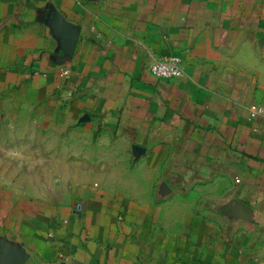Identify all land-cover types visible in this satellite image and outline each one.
<instances>
[{
	"label": "crops",
	"instance_id": "crops-1",
	"mask_svg": "<svg viewBox=\"0 0 264 264\" xmlns=\"http://www.w3.org/2000/svg\"><path fill=\"white\" fill-rule=\"evenodd\" d=\"M1 92L44 160L133 168L0 174V264H264V0H0Z\"/></svg>",
	"mask_w": 264,
	"mask_h": 264
},
{
	"label": "rangeland",
	"instance_id": "rangeland-1",
	"mask_svg": "<svg viewBox=\"0 0 264 264\" xmlns=\"http://www.w3.org/2000/svg\"><path fill=\"white\" fill-rule=\"evenodd\" d=\"M2 94L1 92L0 174L4 175L10 184L16 186L32 183L33 177H42L46 178L40 182L44 186L50 183L52 174L54 178L56 174L61 173L63 176L66 172L73 175L89 173L95 176L99 171L103 174H114L133 168L130 160H44L49 157V153L52 155V149L49 148L52 146V133L34 132V118L17 116L16 102L9 100L7 95L1 98ZM20 125L24 126L26 131L22 132ZM27 129H30V132H27ZM62 152L63 149L57 150V153Z\"/></svg>",
	"mask_w": 264,
	"mask_h": 264
},
{
	"label": "built area",
	"instance_id": "built-area-1",
	"mask_svg": "<svg viewBox=\"0 0 264 264\" xmlns=\"http://www.w3.org/2000/svg\"><path fill=\"white\" fill-rule=\"evenodd\" d=\"M151 76L156 80L173 81L182 77V62L177 55H170L155 60L148 68ZM262 109H252L250 117L259 115ZM79 211V205L77 209Z\"/></svg>",
	"mask_w": 264,
	"mask_h": 264
},
{
	"label": "water",
	"instance_id": "water-1",
	"mask_svg": "<svg viewBox=\"0 0 264 264\" xmlns=\"http://www.w3.org/2000/svg\"><path fill=\"white\" fill-rule=\"evenodd\" d=\"M61 19V18H60ZM62 21V20H61ZM73 38H75V36L73 35ZM73 42L74 40L69 44L70 48L73 47ZM228 213L227 216L233 219H240V220H244V221H251V217H252V211L246 207L244 204L231 199L228 204Z\"/></svg>",
	"mask_w": 264,
	"mask_h": 264
}]
</instances>
